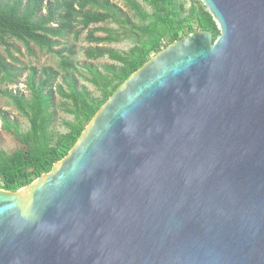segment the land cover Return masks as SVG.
<instances>
[{"label":"water","instance_id":"water-1","mask_svg":"<svg viewBox=\"0 0 264 264\" xmlns=\"http://www.w3.org/2000/svg\"><path fill=\"white\" fill-rule=\"evenodd\" d=\"M154 54L66 156L0 188V264H264V0Z\"/></svg>","mask_w":264,"mask_h":264},{"label":"trees","instance_id":"trees-1","mask_svg":"<svg viewBox=\"0 0 264 264\" xmlns=\"http://www.w3.org/2000/svg\"><path fill=\"white\" fill-rule=\"evenodd\" d=\"M137 21L126 16L112 0H6L0 2V45L6 47L10 61L0 56V81L15 82L21 70L11 43L21 42L26 49L36 45L58 56L57 67L29 66L26 76L28 96L21 92L0 90L14 109L27 120L23 130L7 115L0 114L1 129L14 135L20 146L11 153L0 146V188L15 191L43 173L67 155L92 117L112 93L154 54L181 37L204 29L214 40L220 30L206 6L197 0L186 9V0H144L149 11L137 0H121ZM112 21L119 28L105 29V36H96L100 28L92 24ZM88 30L90 43H112L129 39L133 45L127 51L90 46L85 49L88 59L108 58L114 61L104 70L85 65L88 80L101 92L93 96L79 86V66L73 58L76 46L61 45V40ZM60 82H57L58 78ZM57 96L64 110L73 115L66 121L67 131L53 130Z\"/></svg>","mask_w":264,"mask_h":264},{"label":"rangeland","instance_id":"rangeland-1","mask_svg":"<svg viewBox=\"0 0 264 264\" xmlns=\"http://www.w3.org/2000/svg\"><path fill=\"white\" fill-rule=\"evenodd\" d=\"M6 1V0H0V2ZM119 8L122 9L124 14L126 16L130 17L133 21H137V19L134 17L133 13L124 5L123 1L121 0H112ZM140 2V4L144 7L146 10H150L148 5L144 2V0H137ZM186 9H188L191 5V3L195 2L197 3V0H186ZM120 26L112 21H105L100 22L97 24H92L89 29L91 28H100L95 35L96 36H105V29L108 28H119ZM83 31L79 37L76 39L73 35L61 40V45L59 47H56L55 49L60 48L63 45L67 46H76V54L73 57L75 61L77 62L79 66V72H78V80H79V86L84 87L87 89L93 96L100 97V91L88 80V74L85 71V65H92L94 67H97L99 69H103L114 63V61L108 59V58H99V59H88L85 56V49H87L90 46H101V47H108L112 48L118 51H127L130 49V47L133 45V42L129 39H125L121 42H112L107 43L103 42L100 44L97 43H90L86 40V36L88 34V30ZM11 43L14 47L18 48L19 51H16L15 49H12V54L18 59L17 66L22 69L19 77L15 82H1L0 81V90H9L13 92H21L28 96L29 92L26 88L25 82H26V76L27 72L24 68H28L29 66H36L39 69L43 66H53L57 67L59 58L58 56L54 54L47 53L44 50L39 49L36 45L30 44L31 50L26 49V47L18 41L12 40ZM0 56L6 58L8 61H10V58L8 56L6 47L3 45H0ZM61 78L59 77L57 82H60ZM62 101L57 96V99L54 103V110H56L55 114V122L53 125V130L56 133H64L67 131V128L65 126L66 121H72L73 115L67 113L64 110V106H62ZM0 114L7 115L12 121H16L23 130H25L28 126L27 120L21 116L14 107L10 104L9 100L4 97L2 94H0ZM0 146L3 148L6 152L11 153L14 150H16L20 144L17 140V138L12 135L11 133H8L7 131L1 129V122H0Z\"/></svg>","mask_w":264,"mask_h":264}]
</instances>
